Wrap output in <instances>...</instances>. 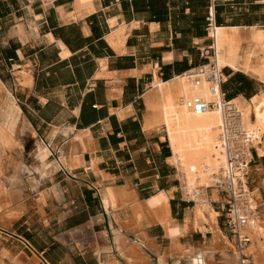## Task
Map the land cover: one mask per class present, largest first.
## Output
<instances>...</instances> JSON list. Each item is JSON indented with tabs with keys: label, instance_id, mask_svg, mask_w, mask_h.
I'll return each instance as SVG.
<instances>
[{
	"label": "crops",
	"instance_id": "1",
	"mask_svg": "<svg viewBox=\"0 0 264 264\" xmlns=\"http://www.w3.org/2000/svg\"><path fill=\"white\" fill-rule=\"evenodd\" d=\"M229 29L237 30L240 43L250 29L264 30V0H0L2 110L16 107L34 132L19 133V143L27 134L50 161L44 203L33 205L30 216L28 206L11 221L0 219L8 233L0 242L3 264H112L119 234L154 264L151 249L114 222L111 208L123 203L140 208L148 223L145 241L164 254L166 222L182 223L194 203L182 200L166 127L155 123L158 86L205 64L214 30ZM222 77L223 101L254 103L264 94V84L240 70L224 66ZM255 151L246 183L264 225V154ZM215 192L209 197L220 201ZM210 206L216 232L206 223V235L217 257L221 213Z\"/></svg>",
	"mask_w": 264,
	"mask_h": 264
},
{
	"label": "bare ground",
	"instance_id": "2",
	"mask_svg": "<svg viewBox=\"0 0 264 264\" xmlns=\"http://www.w3.org/2000/svg\"><path fill=\"white\" fill-rule=\"evenodd\" d=\"M29 24L33 25V22L31 21ZM19 31L22 39H28L27 34L23 33L21 25ZM236 33L237 30L234 29L214 30L215 46L212 50V53L214 51V58L210 63L216 71H220L224 66H227L251 75L264 84V30L250 29L246 40L242 41L243 43L237 41L239 36L236 37ZM207 70H209L207 66L200 69V71ZM194 79L197 80V85H194ZM218 80H206L203 74L198 73V70H196L176 78L169 84L162 85L159 83L158 86L160 95L157 94V106L154 107L157 111L155 123L157 127L160 124L166 127L169 145L172 150L170 162L176 168L184 199L192 200L194 203L192 212L185 216L182 223L171 219L166 222L167 248L165 252H162L164 254L160 255L157 250L159 248L156 249V247H153L154 245L151 246L147 240L145 241L144 228L148 223L137 205L135 207L130 204L132 207L128 208L130 207H127L126 204L128 203H123L119 207L115 204L114 206L117 208H111L114 222L120 227L122 226V230H126L134 237L139 238L138 243L141 246L151 249L156 256L155 264H168L170 258H173V264L185 258L195 264H216L217 257L214 256L212 251L214 246H211L215 242L214 240L209 246H205L206 249L201 256V260H199V253L192 248L193 246L191 247L190 243L188 244L182 240L189 233V229L199 231L205 236L209 230L208 227L211 228L215 224L217 214L211 208L210 203L212 201L216 202L218 198H210L209 194L214 195L216 193L214 186L217 187L221 182L229 181L233 188L242 187L247 192V204L251 208L258 207V202L253 197L254 193L248 189L246 183L245 175L248 174V167L245 164L248 163L246 162L247 158L251 156L250 149H255L256 154H264V94L257 99L253 98L254 103L241 102L238 99L223 101L219 94V82L224 81L222 73L219 75ZM192 97H198L210 103V108L200 113H194L185 106V102ZM1 103L2 101H0V131L8 140L14 141L12 143H15V146H18L21 118L15 109L16 107H9V104H7L3 111ZM237 149L241 151L242 163H245L239 168H237V164L234 165L238 161L229 162L230 154ZM37 153L40 165L29 168L26 165L18 166V164L16 166L14 164L16 169L20 168V171H22V167H24L23 171L26 170L27 173L32 175V177L26 175V183H28L30 189H36L38 186L36 179L34 180V173L41 180L45 174H48L47 168L49 165L46 162L49 157L48 152L44 148L38 147ZM245 167H247V170ZM2 170L3 165L0 164V175L3 174ZM19 178L15 177L10 182L9 186L11 188L9 187L7 190L0 184V201L3 200L0 202V210H2V207H8V205L20 199L19 191L13 189L14 187L12 188V186L22 183L23 180ZM51 191L54 196H57L55 189ZM107 201L109 200L103 197L106 208L108 206ZM11 211L13 212V209ZM11 211L9 213H12ZM130 219L134 220L132 221V223L134 222L133 227L131 223L132 228H128V224L131 222ZM190 219L192 221L190 222L191 227H189ZM262 221L259 213H257L254 220L249 219L247 225L239 230V234L245 236L248 240V244L242 250V254L248 257L246 264H252L251 258L254 264L264 263V225ZM206 223L210 226L207 227ZM210 230L215 231L212 228ZM119 235L113 236V246L111 248L115 255H109L110 263L116 264L117 258H121L126 264H151L148 256L139 245L130 242L125 237H120V239ZM222 240V247L215 245L219 247L220 259H225L224 264H235L228 259L226 250H231L237 258L238 264H240L238 252L234 248L232 240L229 238L232 245L226 241V237L223 236ZM213 249L216 250V248ZM116 256L118 257L116 258Z\"/></svg>",
	"mask_w": 264,
	"mask_h": 264
},
{
	"label": "rangeland",
	"instance_id": "3",
	"mask_svg": "<svg viewBox=\"0 0 264 264\" xmlns=\"http://www.w3.org/2000/svg\"><path fill=\"white\" fill-rule=\"evenodd\" d=\"M25 130H29L34 135V132L30 128V126L27 124L26 120L21 119L20 128H19L20 132L19 133H24ZM20 138H21V144L18 141V146H15V143H12L14 141H11L10 139L8 140V138H6L0 131V164L3 165V170H2L3 174L0 175V184H2L5 187V190H7L10 187L9 186L10 182L15 177H20L23 180L22 183L16 184V186L15 185L12 186V188L14 187L13 189L19 191V194H20L19 196H20L21 200L19 199L17 202L11 203L10 205H8V207L7 206L2 207V210H0V219L5 218V219H7V221H11L15 217H17V215L19 216L22 212H24L23 209H26L28 206H29L28 215L29 216L32 215L33 211H34V207H32V206L33 205L39 206L40 204H43L44 200H45V198L49 192L48 189L44 190V186H43V181L46 180L48 174H45L43 179L41 180L38 177V175H36V173H34V180L36 179L38 186L36 189L35 188L30 189V187H28V183H26V175H28V177H32V175H30V173H27L28 171H26V170L23 171L24 167H22V171H20V168L19 169L15 168L18 164H19L18 166L26 165V167H29V168H31V166H34V165H40L39 164L40 159H39L37 151L35 152L36 147H33V145H34L33 141L30 139V137L27 134H24ZM32 152H33V154H32ZM19 153H21V154H19ZM250 153H251V149H250ZM31 154H32V157H31ZM19 155H20V157H19L20 160H17V156H19ZM249 160H251V156L249 158H247L246 162H249ZM11 162H13V163H11ZM46 162L49 165L50 161L48 160V158L46 159ZM248 166H249V164H248ZM247 167H246V170H247ZM217 184H216V186H217ZM214 188H215V190H217V187L214 186ZM52 189H54V188H52ZM30 191H32L34 193H29ZM1 201H3V200H1ZM18 204L20 205V207ZM185 204L186 205L190 204L189 205L190 207L192 205V203H189V202H185ZM10 209L11 210L13 209V212ZM192 210H193V208H192ZM192 210L188 211L186 213V215H188V213H191ZM5 211H7V212H5ZM10 211L13 214L9 213ZM111 216L113 218L112 213H111ZM113 220H114V218H113ZM218 224H219L220 232L222 231L221 234L224 237H226V239H227L226 241H228V243L231 244V242L229 241V236H228L226 228H225L224 218H223L222 213L218 217ZM190 232H193V231H190ZM7 235H8V233L5 231V228L0 226V242H4L5 240H7L8 239ZM210 237H211L210 234L206 235L205 237L203 236L200 238V236L198 234L190 233L189 235L184 237L182 241L187 242L188 244L190 243V246L191 247L193 246L192 248L196 252L199 253V260H201L202 259L201 256L204 252L205 246H209L210 243H212V242H210ZM160 243L163 246V250H165L167 248V241L162 240V242H160ZM226 252H227L229 261L234 262L235 264H238L237 258L235 257V255L232 254V251L226 250ZM6 254H7L6 250L4 248H0V264H3L2 257L6 256ZM220 257H221L220 253H218L217 259L219 258L220 261L216 259V264H224L225 259H223V258L220 259ZM33 259L35 260V258H33ZM120 261L122 263L126 264V262L122 259H118L116 264H120ZM155 263H156V258H155ZM171 263L173 264V258H170L168 264H171ZM177 263L178 264H195V263H192L188 258L180 259L175 264H177ZM251 263H253V262H251Z\"/></svg>",
	"mask_w": 264,
	"mask_h": 264
},
{
	"label": "built area",
	"instance_id": "4",
	"mask_svg": "<svg viewBox=\"0 0 264 264\" xmlns=\"http://www.w3.org/2000/svg\"><path fill=\"white\" fill-rule=\"evenodd\" d=\"M211 54L212 49L205 50L203 52V56L206 63L191 68L187 72H193L198 70V73H202L206 80L217 81L219 79V75L222 73V69H220V71L215 70V68L209 61ZM205 66L209 67V70L200 71V69ZM222 82H219V85ZM193 83L194 85H197V80L194 79ZM222 98L224 99V94H222ZM185 106L191 109L194 113H200L203 112L205 109L210 108L211 105L210 103H207L198 97H192L190 100L185 102ZM232 161H238L237 163H234V165L237 164V168L245 164L244 162L242 163V155L239 149L230 154L229 162ZM249 162L245 164V166H248ZM246 176L247 174L245 175V177ZM217 191L221 196V200L211 203L217 204L220 213L223 214L227 234L232 240L234 248L238 252L240 264H246V262H248V257L242 254V250L248 244V240L245 236L239 234V230L245 225H247L249 219L254 220L258 213V207L251 208L247 204V192L240 186H237V188H233L229 181H223L218 184ZM182 200L185 202L192 203L191 201H187L184 198H182Z\"/></svg>",
	"mask_w": 264,
	"mask_h": 264
},
{
	"label": "trees",
	"instance_id": "5",
	"mask_svg": "<svg viewBox=\"0 0 264 264\" xmlns=\"http://www.w3.org/2000/svg\"><path fill=\"white\" fill-rule=\"evenodd\" d=\"M224 96H225V95H224ZM229 100H231V99L227 98L225 101H229Z\"/></svg>",
	"mask_w": 264,
	"mask_h": 264
}]
</instances>
